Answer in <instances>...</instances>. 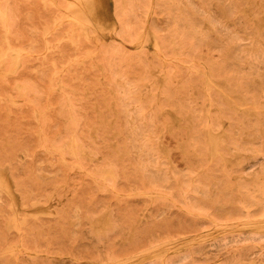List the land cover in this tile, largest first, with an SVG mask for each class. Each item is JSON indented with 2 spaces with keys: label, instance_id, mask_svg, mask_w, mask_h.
<instances>
[{
  "label": "rangeland",
  "instance_id": "374dc122",
  "mask_svg": "<svg viewBox=\"0 0 264 264\" xmlns=\"http://www.w3.org/2000/svg\"><path fill=\"white\" fill-rule=\"evenodd\" d=\"M0 264H264V0H0Z\"/></svg>",
  "mask_w": 264,
  "mask_h": 264
}]
</instances>
